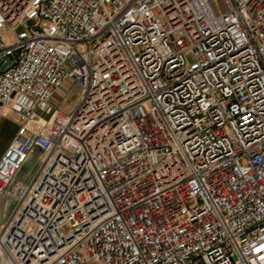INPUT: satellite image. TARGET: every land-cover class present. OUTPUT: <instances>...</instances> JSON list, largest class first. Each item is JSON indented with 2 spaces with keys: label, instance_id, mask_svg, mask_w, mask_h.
Returning <instances> with one entry per match:
<instances>
[{
  "label": "built area",
  "instance_id": "1",
  "mask_svg": "<svg viewBox=\"0 0 264 264\" xmlns=\"http://www.w3.org/2000/svg\"><path fill=\"white\" fill-rule=\"evenodd\" d=\"M11 115L0 264H264V0H0Z\"/></svg>",
  "mask_w": 264,
  "mask_h": 264
},
{
  "label": "crops",
  "instance_id": "2",
  "mask_svg": "<svg viewBox=\"0 0 264 264\" xmlns=\"http://www.w3.org/2000/svg\"><path fill=\"white\" fill-rule=\"evenodd\" d=\"M57 91V90H56ZM17 129V119L13 115L8 118L0 119V156L11 141L12 137L14 136ZM37 155L38 153L35 152L33 155ZM39 158V157H38ZM23 166V165H22ZM18 170L15 176V184H25L27 183L35 171L37 170V162L34 166H27L25 169L22 167ZM8 211L12 210L15 205V199L11 196L8 198ZM4 203L2 197H0V205L2 206ZM5 220L4 215H2L0 210V226L3 224Z\"/></svg>",
  "mask_w": 264,
  "mask_h": 264
},
{
  "label": "rangeland",
  "instance_id": "3",
  "mask_svg": "<svg viewBox=\"0 0 264 264\" xmlns=\"http://www.w3.org/2000/svg\"><path fill=\"white\" fill-rule=\"evenodd\" d=\"M79 93H80V89L77 85L66 82L57 89L54 96L52 97L51 103L54 107H57L64 112H67L71 110V108L73 107L74 103L77 100ZM36 162H38V156L34 154L26 160V162L23 164L22 167L25 166L24 167L25 169L27 166H34ZM13 190H14V186L12 190L10 189V193H7L3 196L0 195V197H2L4 201V203H2V206L0 205V210H1L2 215H4L5 219L12 211V210L8 211L7 209L8 207L7 200L9 196L15 199L14 193H11L13 192ZM15 203H16V199H15ZM88 264H97V263L90 262Z\"/></svg>",
  "mask_w": 264,
  "mask_h": 264
},
{
  "label": "water",
  "instance_id": "4",
  "mask_svg": "<svg viewBox=\"0 0 264 264\" xmlns=\"http://www.w3.org/2000/svg\"><path fill=\"white\" fill-rule=\"evenodd\" d=\"M13 189V187L11 188V190Z\"/></svg>",
  "mask_w": 264,
  "mask_h": 264
}]
</instances>
